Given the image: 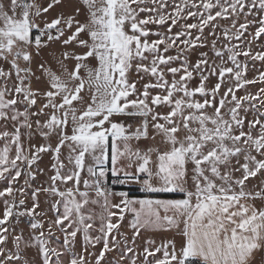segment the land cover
I'll use <instances>...</instances> for the list:
<instances>
[{
  "label": "snow or ice",
  "instance_id": "6c2138e0",
  "mask_svg": "<svg viewBox=\"0 0 264 264\" xmlns=\"http://www.w3.org/2000/svg\"><path fill=\"white\" fill-rule=\"evenodd\" d=\"M61 3L0 0V264H105L117 250L115 264H264V179L247 183L264 177V70L248 78L264 65V0H78L41 27ZM50 42L85 51H62L59 74L34 70ZM157 137L163 148L140 143ZM42 154L52 174L37 183ZM142 229L179 240L137 251Z\"/></svg>",
  "mask_w": 264,
  "mask_h": 264
},
{
  "label": "rangeland",
  "instance_id": "374dc122",
  "mask_svg": "<svg viewBox=\"0 0 264 264\" xmlns=\"http://www.w3.org/2000/svg\"><path fill=\"white\" fill-rule=\"evenodd\" d=\"M4 2L7 4L8 0H4ZM28 2L31 3V2H33V0H28ZM35 2L46 6L47 3L50 2V0H35ZM191 22H193V21L192 20L188 21V23H191ZM37 23H39L41 25V27H43V25L40 22L39 18H37ZM221 23L223 24L225 22L221 21ZM149 27L153 31L158 29V26H156V25H149ZM159 30L163 31L164 29H159ZM176 30H177L176 28H173V32H175ZM205 35H208L207 29L205 30ZM150 39H155V37L154 36L150 37ZM211 39H212V37L209 36V41ZM218 46H219V44H218ZM199 51H208V49L207 48L197 49L196 52L193 53V56H192L193 61L195 60L196 55L198 54ZM171 54H175V51H173ZM251 63L252 62H250V68H249V71H248V78L249 79H252L253 77L257 76L258 75V70H264V65H262L261 62H259V61L254 62L255 67H252ZM133 78H135V75H133ZM196 83H197V81H194L193 82V86H195ZM212 83H215V77L212 78ZM259 87H261V85H259V84L253 85V86H249V90L255 92L256 90H258ZM242 94H243L242 91H238L237 92V95H242ZM0 123H3V122H0ZM7 127H8L9 130H11V124L10 123L8 124ZM0 130H3V129H0ZM53 140H54V138H53ZM32 142L34 144H40V143H44V140H43L42 137H38L37 136V137L33 138ZM140 143H141L142 146L146 145V144H153V145H158L161 148L164 147V145L160 144V138L159 137H157L156 141H141ZM2 146H3V142L0 141V147H2ZM50 162H51L50 154H42V159H41V161H38V165H39L40 168H45L46 174L45 175H41L38 178L37 183L47 181L48 176L52 174L51 171H50ZM262 179H264V177L250 178V180L247 182L249 188H251L255 184H258L260 182V180H262ZM22 184H23V178H21V180H20V185H22ZM20 185H17V186H20ZM45 186H47V184H45ZM126 186H128V187H136V188L139 187V185H136V184H123V185L117 184V185H111V188L115 192L127 191V190H119L118 189L119 187H126ZM0 187H3V185H0ZM137 189H138V191H140L139 188H137ZM128 192H129V196L131 198H133V199H145V198L163 199V198L151 197V196L136 197V196H133L132 194H130V191H128ZM179 198H182V197H177V198H174V199H179ZM45 199H46V197L43 194H41V196H40L41 205H42V207L47 208V204L44 203ZM116 199L118 200L119 198L117 197ZM27 203L30 205V203H31L30 199L27 201ZM92 207H94L96 211L100 210L96 206H92ZM0 211H2V207H0ZM49 215L51 216L52 214L49 213ZM161 215H163V210H161ZM131 219H132V214L131 213H126V218H125V221L123 222V226L121 228V232H123L125 234V236H127L129 239L131 238L132 231H133L131 228L128 227V224L131 221ZM26 223H27V219L25 218V223L22 224L21 226L22 227H26ZM173 237H176V239L179 240V237L176 236L175 229H173V230H163V229H161V230H154V229L144 230V229H142L140 236L137 238L136 245H131L130 244L129 246H132V247L136 248L137 251H141L142 248L144 247V243H145L146 240H149V239L155 240L157 245H159L163 241H166V240L171 239ZM117 238L120 239L119 236ZM79 241H80V237L78 236V243H77V248H76L77 251H81V245H80ZM100 247L101 246L98 245L95 249H90V251H95L98 254V252L100 250ZM85 255H87V254H85ZM131 255L132 254H129V256H131ZM156 255L160 256L161 253H157ZM118 258H119V251L118 250L117 251H113L111 253H108L106 255V257H105V264H107V262H109V261L111 262V264H115V262H116V260H118ZM89 259L92 261V264H94V257H89ZM141 259H142V257H141ZM149 259H151V258H149ZM259 260H261V258H259ZM123 264H128V261L125 260L123 262Z\"/></svg>",
  "mask_w": 264,
  "mask_h": 264
},
{
  "label": "crops",
  "instance_id": "0c3cea01",
  "mask_svg": "<svg viewBox=\"0 0 264 264\" xmlns=\"http://www.w3.org/2000/svg\"><path fill=\"white\" fill-rule=\"evenodd\" d=\"M78 6H79L78 0H62V3L60 5L55 6L54 10H50L49 13L43 14L39 18L40 22L43 25L44 20H51L52 18H54L56 15H58L60 13H64L65 15H69ZM65 50L68 52L75 51L78 53L85 51L82 48H76V47H73L71 45L70 46H64L60 42H50L49 46L47 48L42 49L40 55L34 58V62L32 65L34 70L38 67V63L40 61H46L47 66L59 74L60 72H62V68H61V65L58 63V61L62 59L61 52L65 51ZM64 63L68 66L69 69H71L74 66L75 61H64ZM37 74L39 75V73H37ZM44 79H46V78H44ZM37 86L41 87L42 89L44 87H46V85L43 83H41L40 85H37L34 82L33 87H37ZM42 102L43 101H40V103H42ZM126 187H128V186H126ZM134 188H136V187H134ZM137 188H139V187H137ZM139 192H141V191H139ZM141 193H145V192H141ZM146 194H150V193H146ZM158 198H161V197H158ZM163 199H174V198H163ZM256 203L258 206L260 205L259 201H257ZM259 258H261V256L258 254L256 259L259 260Z\"/></svg>",
  "mask_w": 264,
  "mask_h": 264
},
{
  "label": "trees",
  "instance_id": "16d2710c",
  "mask_svg": "<svg viewBox=\"0 0 264 264\" xmlns=\"http://www.w3.org/2000/svg\"><path fill=\"white\" fill-rule=\"evenodd\" d=\"M119 190H127L130 191V194L136 197H144V196H151V197H161V198H177L182 197V194L180 193H141L138 191L137 188L134 187H119Z\"/></svg>",
  "mask_w": 264,
  "mask_h": 264
}]
</instances>
